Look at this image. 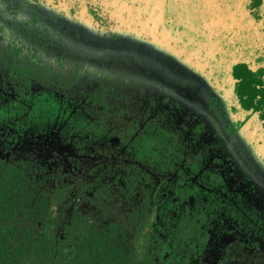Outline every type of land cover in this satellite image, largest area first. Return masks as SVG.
<instances>
[{
	"label": "trees",
	"instance_id": "16d2710c",
	"mask_svg": "<svg viewBox=\"0 0 264 264\" xmlns=\"http://www.w3.org/2000/svg\"><path fill=\"white\" fill-rule=\"evenodd\" d=\"M60 1L0 0V264H264V207L220 180L182 67L146 88L103 57L96 80L68 20L112 35L103 0Z\"/></svg>",
	"mask_w": 264,
	"mask_h": 264
},
{
	"label": "flooded vegetation",
	"instance_id": "af4514ba",
	"mask_svg": "<svg viewBox=\"0 0 264 264\" xmlns=\"http://www.w3.org/2000/svg\"><path fill=\"white\" fill-rule=\"evenodd\" d=\"M139 1L142 2L136 0L133 4L138 6ZM164 1H153L150 15L155 25L160 15L165 14L159 5L169 6ZM179 2L183 10L180 3L172 1L170 12L165 14L169 33L166 27L158 26L159 33L167 34L169 46L177 50V57L167 56L164 63L173 68V79L179 75L173 64L182 67V82L193 76L198 59L211 60L217 112L211 109L212 113L205 115L213 122L212 136L220 145L217 151L220 180L264 207V179L251 182L246 171L232 158L245 159L246 165L264 171V0ZM95 6L101 4L93 5L94 13L101 16ZM99 65L100 78H95L94 68L87 61L91 75L98 81L104 75L101 61ZM184 104L187 108L185 100ZM224 134L226 139H222Z\"/></svg>",
	"mask_w": 264,
	"mask_h": 264
},
{
	"label": "rangeland",
	"instance_id": "374dc122",
	"mask_svg": "<svg viewBox=\"0 0 264 264\" xmlns=\"http://www.w3.org/2000/svg\"><path fill=\"white\" fill-rule=\"evenodd\" d=\"M135 1L103 0L100 3L101 6H95L101 12L99 15L107 16L109 19L108 23L113 26L112 35H108L105 38H103V33L98 32V24L94 22L92 15L89 13V7L82 2L74 4L75 19L68 20V22L76 27L77 34L83 30L87 61L92 69L94 68L93 75L95 78H100L102 68L99 63L103 57L107 60H113L115 58H122L123 56L128 58L134 56L138 70V82L147 88L149 85L155 84L157 79L162 81L163 79H167V77L171 79L174 76L173 68H170L164 61H166L165 58L167 56L175 59L177 57V50L169 46L167 34L166 36L162 35L159 33L158 28L160 26L166 27L169 33V23L168 19H165V14L170 12L172 1L178 4L181 0H165L164 4H169L167 7L159 5L161 11L165 14L160 15L161 19L156 25L152 21L153 17L150 15L154 0H141L142 2L139 1L140 4L138 6L133 4ZM67 5H69V1L61 0L57 5H53L52 7L67 8ZM180 5L183 10L181 3ZM43 11L44 13L48 11L47 6H45ZM170 18L172 17L170 16ZM113 35L116 38L114 40ZM212 68L211 60L198 59L193 76L187 78V80H183L180 84L181 87H186L181 93L190 113L193 112L191 109L194 108L197 113L199 111L203 114L212 113V111L217 112L214 101L216 93L215 83H213V77H211L213 73ZM106 71V67H103V73ZM148 72L149 75H147ZM221 136L222 139L226 137L225 134ZM232 158H235L236 164L246 171L247 178L248 180H252L251 182L258 183L264 179V171L246 165L244 163L245 159L240 160L237 156H233Z\"/></svg>",
	"mask_w": 264,
	"mask_h": 264
}]
</instances>
